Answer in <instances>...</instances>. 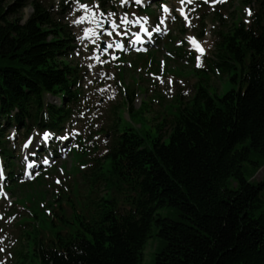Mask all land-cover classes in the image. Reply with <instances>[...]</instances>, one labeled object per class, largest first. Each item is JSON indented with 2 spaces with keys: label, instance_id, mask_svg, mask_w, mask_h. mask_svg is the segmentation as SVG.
<instances>
[{
  "label": "trees",
  "instance_id": "trees-1",
  "mask_svg": "<svg viewBox=\"0 0 264 264\" xmlns=\"http://www.w3.org/2000/svg\"><path fill=\"white\" fill-rule=\"evenodd\" d=\"M5 1L0 0V156L13 189L20 173L6 146L7 130L26 135L62 129L77 102L80 75L69 60L75 35L58 16L65 13V0L56 11L32 0L26 19L13 16L14 5ZM242 5L251 7L248 22L238 18L217 30L206 60L208 70L237 87L218 94L208 77L199 78L166 135V119L157 135L112 127L103 160L92 159L82 171L87 201L82 204L77 186L50 198L42 192L47 208L41 219L49 236L30 225L22 245L30 248L19 258L30 252L40 264H145L143 250L154 236L151 264H264V173L258 182L249 179V169L264 168V0ZM178 56L192 61L180 46ZM48 95L62 103L48 101ZM132 102L127 97L128 111Z\"/></svg>",
  "mask_w": 264,
  "mask_h": 264
},
{
  "label": "rangeland",
  "instance_id": "rangeland-1",
  "mask_svg": "<svg viewBox=\"0 0 264 264\" xmlns=\"http://www.w3.org/2000/svg\"><path fill=\"white\" fill-rule=\"evenodd\" d=\"M40 1L54 11L61 0ZM67 1L65 13L58 16H63L75 33V48L69 60L79 68V103L71 120L62 127V133L55 136L51 132L36 130L30 146L33 145L28 148L24 145L26 136L22 135L23 129L10 127L6 132V146L15 156V164L22 166L25 175L28 168L24 169V166L35 158V155L30 157V153L36 146L44 143L48 149V141L53 135L55 142L60 144L64 142L61 136H67L69 144L55 154H45L42 151V157H36L32 179L26 181L27 178L22 177L21 173L18 178H21L22 183H16L15 188L7 189L0 179V264H40L30 252L26 259L19 256L25 252L26 246H22L25 242L24 232L30 230L32 225L39 226L42 236H49L44 228L47 221L41 219L46 220L42 214L47 208L46 201L41 199V193L45 192L46 197L50 198L52 193L70 192L77 186L82 204L86 202L87 185L82 178V171L87 169L92 159L103 160L112 140L113 126L120 131L130 126L141 134L149 132L157 135L158 128L164 123L163 119H166L167 124L162 130L163 135H166L171 117L175 115L180 102L185 103L192 97L199 78L208 77L210 90L218 94L237 87L229 77L218 78L208 70L206 58L212 54L217 30L225 29L238 18L248 21L249 8L242 5V0H226L224 3L219 0H192L191 3L188 0H167L164 3L168 4V10L161 9L165 8L164 4L161 5L163 0L145 1L147 6L142 9H137L133 0ZM5 4L14 5L16 12L13 16L22 15L23 19L32 12V0H6ZM81 4L88 8H81ZM180 5H186L189 23L177 16ZM92 12L95 13V23ZM109 13L115 15L110 16ZM165 14L167 17L160 18L159 22L158 17ZM86 15L89 16L88 19H81ZM136 19L144 20L147 27L157 34V38H154L145 52L133 53L131 42L128 43L131 40L129 36L136 40V33L145 31L144 28L135 29ZM113 21L117 27H112ZM105 23H108V30L103 32ZM88 28H95L96 35H85ZM100 30L102 35H99ZM109 32L111 35H108ZM171 32L172 35H169ZM169 37L175 38L172 39V44ZM192 37L199 38L205 47L201 60H195L194 57L193 63L178 56L179 45L187 44L184 48L190 50L188 39ZM102 40L107 44L104 50L100 49ZM109 44L113 46L109 47ZM117 44L121 47H117ZM127 97L133 99L131 111H128ZM47 99L59 102L54 96L48 95ZM45 133L48 134L47 139ZM76 137H83L86 142L84 149L77 148ZM72 145L73 150L70 152L69 147ZM249 173L250 181L258 182L262 179L264 168L260 167L256 171L249 169ZM102 191L104 189L101 187L99 193ZM117 199L120 203L125 200L122 197ZM64 209L67 214L71 213V208L64 206ZM36 213L40 217H35ZM156 244L157 238L154 236L147 241L143 250V263L154 262ZM26 248L29 249L30 246Z\"/></svg>",
  "mask_w": 264,
  "mask_h": 264
},
{
  "label": "snow or ice",
  "instance_id": "snow-or-ice-1",
  "mask_svg": "<svg viewBox=\"0 0 264 264\" xmlns=\"http://www.w3.org/2000/svg\"><path fill=\"white\" fill-rule=\"evenodd\" d=\"M188 2L189 3H191L192 2V0H188ZM219 2L220 3H224V2H226V0H219ZM80 7L81 8H88V6L87 5H83V4H81L80 5ZM165 10H168L167 9V6H165ZM89 11L91 12V9H89ZM181 11L183 12V9H181ZM248 13H249V15H251V10L249 9L248 10ZM109 15L110 16H112V15H115V14H113V13H109ZM94 17H95V13L94 12H92V18H93V23H95L96 21H95V19H94ZM89 18V16H85V17H82L81 19H88ZM126 23H129V21H125ZM113 23V27H117V25H116V23H115V21H113L112 22ZM145 31H147V29H145ZM89 34H91V35H96V30H95V28H88L87 30H86V32H85V35H89ZM108 35H111V32H109L108 33ZM137 38L139 39V33H137ZM192 40H193V42L195 43V39L194 38H191ZM113 45L112 44H109V47H112ZM117 47H121V45H116ZM197 47H199V45L197 44ZM201 52H203L204 51V49L203 48H200L199 49ZM47 137H48V134L47 133H45V138L47 139ZM61 139H67V136H65V137H61ZM27 146V145H26ZM59 182V181H58Z\"/></svg>",
  "mask_w": 264,
  "mask_h": 264
}]
</instances>
